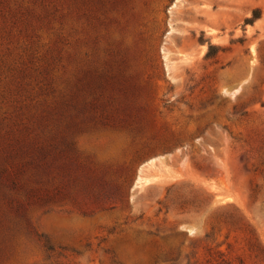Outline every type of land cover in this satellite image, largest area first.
Wrapping results in <instances>:
<instances>
[{"label":"rangeland","instance_id":"374dc122","mask_svg":"<svg viewBox=\"0 0 264 264\" xmlns=\"http://www.w3.org/2000/svg\"><path fill=\"white\" fill-rule=\"evenodd\" d=\"M0 264H264V0H0Z\"/></svg>","mask_w":264,"mask_h":264},{"label":"trees","instance_id":"16d2710c","mask_svg":"<svg viewBox=\"0 0 264 264\" xmlns=\"http://www.w3.org/2000/svg\"><path fill=\"white\" fill-rule=\"evenodd\" d=\"M213 49V46H209V52L207 53V57H209L210 56V51ZM45 247H48L47 245H45ZM47 249H50V248H47Z\"/></svg>","mask_w":264,"mask_h":264}]
</instances>
